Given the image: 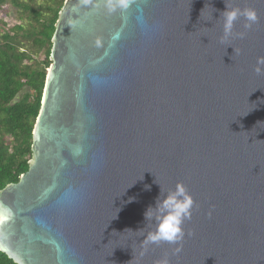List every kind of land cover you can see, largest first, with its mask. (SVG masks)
<instances>
[{"label":"water","instance_id":"obj_1","mask_svg":"<svg viewBox=\"0 0 264 264\" xmlns=\"http://www.w3.org/2000/svg\"><path fill=\"white\" fill-rule=\"evenodd\" d=\"M106 5L60 6L28 169L0 189V251L17 264H264V0ZM226 6L258 22L225 38ZM177 183L194 200L182 250L145 247V213Z\"/></svg>","mask_w":264,"mask_h":264},{"label":"trees","instance_id":"obj_2","mask_svg":"<svg viewBox=\"0 0 264 264\" xmlns=\"http://www.w3.org/2000/svg\"><path fill=\"white\" fill-rule=\"evenodd\" d=\"M15 9L13 23L2 19ZM63 0H0V189L28 169L49 52ZM3 12V13H2ZM26 41V43H25ZM42 51V52H41ZM43 59H37L40 53ZM0 264H17L0 251Z\"/></svg>","mask_w":264,"mask_h":264},{"label":"clouds","instance_id":"obj_3","mask_svg":"<svg viewBox=\"0 0 264 264\" xmlns=\"http://www.w3.org/2000/svg\"><path fill=\"white\" fill-rule=\"evenodd\" d=\"M85 3L88 0H84ZM131 0H107L106 7L109 12L115 11L117 7L127 9ZM223 15V32L227 38L232 34L234 24L243 18L244 27L251 28L253 24L258 22V13L254 8L232 7L222 12ZM243 38V33L240 34ZM253 71L257 75L264 74V56H258ZM194 200L182 183H177L173 190L164 192L161 190L157 197L155 206L149 207L152 212L145 213V219L154 222L155 228L147 234L144 240V246L159 245L161 242L175 245V252L182 250V242L185 239V231L183 225L185 221L191 219ZM192 235V233H187ZM143 254V253H142ZM22 264V262H21ZM157 264H169L165 258L157 261Z\"/></svg>","mask_w":264,"mask_h":264},{"label":"rangeland","instance_id":"obj_4","mask_svg":"<svg viewBox=\"0 0 264 264\" xmlns=\"http://www.w3.org/2000/svg\"><path fill=\"white\" fill-rule=\"evenodd\" d=\"M6 5H5V8L6 9H8L9 11H12V13L11 12H9V13H3L2 14V19L3 20H5L7 23H6V26L5 27H7V26H9V25H11L14 21H13V17L11 16V15H13V13H14V11H15V9L14 8H12L11 6H10V4H9V2H7V3H5ZM14 10V11H13ZM0 15H1V12H0ZM25 43H26V41H25ZM42 52V51H41ZM40 53V52H39ZM44 58V55H43V53H40L38 56H37V59H43Z\"/></svg>","mask_w":264,"mask_h":264}]
</instances>
